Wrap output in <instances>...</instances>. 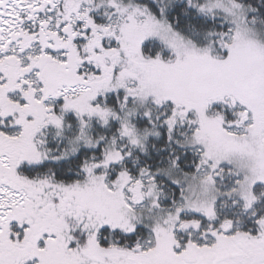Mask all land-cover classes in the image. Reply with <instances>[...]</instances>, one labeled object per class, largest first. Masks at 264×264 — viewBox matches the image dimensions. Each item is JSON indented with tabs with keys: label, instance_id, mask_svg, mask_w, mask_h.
<instances>
[{
	"label": "snow or ice",
	"instance_id": "obj_1",
	"mask_svg": "<svg viewBox=\"0 0 264 264\" xmlns=\"http://www.w3.org/2000/svg\"><path fill=\"white\" fill-rule=\"evenodd\" d=\"M0 264H264V0H0Z\"/></svg>",
	"mask_w": 264,
	"mask_h": 264
}]
</instances>
